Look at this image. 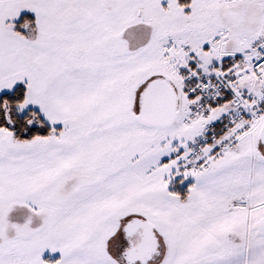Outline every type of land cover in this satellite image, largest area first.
<instances>
[{"label":"snow or ice","instance_id":"snow-or-ice-1","mask_svg":"<svg viewBox=\"0 0 264 264\" xmlns=\"http://www.w3.org/2000/svg\"><path fill=\"white\" fill-rule=\"evenodd\" d=\"M0 264H264V0H0Z\"/></svg>","mask_w":264,"mask_h":264}]
</instances>
